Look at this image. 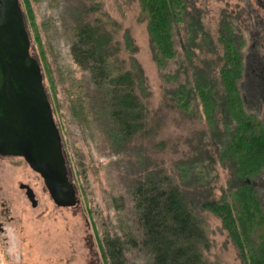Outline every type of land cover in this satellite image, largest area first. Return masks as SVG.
Instances as JSON below:
<instances>
[{"label":"rangeland","instance_id":"374dc122","mask_svg":"<svg viewBox=\"0 0 264 264\" xmlns=\"http://www.w3.org/2000/svg\"><path fill=\"white\" fill-rule=\"evenodd\" d=\"M96 1L99 10L94 16H99L114 32L120 47L119 58L125 59L127 65L132 54L143 69L150 92L146 99L149 118L156 119L151 120L148 127L152 126L154 131L135 136L128 142L130 150H126L115 146L110 139L113 132L106 136L101 130L103 128L91 117L90 120L85 117L83 122L72 114L70 106L75 98V80L80 79L83 72L71 58L69 30L59 18V12L64 6L74 5L75 0H20L30 35V51L39 59L43 71L44 84L80 202L75 206H57L41 176L22 157L0 155L1 264H106L99 240L106 233H122L123 225H133L130 187L142 165H148V170L161 168L179 182L178 164L192 155L203 140L209 139L210 131L205 119L186 116L168 103L163 86H172L174 82L163 81L152 57L139 0ZM188 1V9L198 16L214 46L213 51L205 46L202 49L194 47L196 62L205 59L219 79L218 70L223 63L219 30L223 23L230 24L236 40L241 41L239 52L243 60L238 81L243 107L235 104L232 109L233 112L254 116L264 126V0ZM29 8L32 19L29 18ZM126 35L131 39L130 52L125 44ZM197 35L196 41H199L202 36L200 32ZM185 36V28L175 30L174 39L179 52L180 42ZM175 66L171 61L165 71H172ZM196 108L202 110L203 107L199 105ZM157 116L162 120L157 121ZM254 130L257 138L251 142L256 148L264 135L260 126L256 125ZM214 153L217 156V152ZM259 159L258 156L256 160L259 162ZM259 169L262 172L255 178L254 187L264 208L263 163ZM206 170L213 175L210 185L216 198H225L228 181L232 179L227 165L217 161L212 170ZM21 182L29 184L35 192L36 207L31 206L24 190L19 187ZM246 204L251 211L247 199ZM201 213L211 243L204 252L205 257L216 264H250L243 259L239 245L221 220L211 211ZM248 219L247 229H253L250 234L258 244L264 240V229L256 234L259 217L252 215ZM244 250L250 253L247 248Z\"/></svg>","mask_w":264,"mask_h":264},{"label":"trees","instance_id":"16d2710c","mask_svg":"<svg viewBox=\"0 0 264 264\" xmlns=\"http://www.w3.org/2000/svg\"><path fill=\"white\" fill-rule=\"evenodd\" d=\"M139 3L152 57L163 81L174 82L163 86L168 103L186 116L205 119L210 133L208 140L202 139L201 146L178 164L179 182L161 168L148 170V165H142L130 187L134 223L121 226L120 234L106 233L99 240L103 259L106 264H216L204 254L211 243L201 212L208 210L221 220L245 261L264 264V240L255 244L250 234L253 229H247L252 215L259 217L255 233L264 229V208L254 187L255 178L262 172L259 168L264 165V139L256 148L251 142L257 138L254 127L260 126L264 135V126L254 116L232 109L235 104L243 107L238 86L243 66L241 41L236 40L231 25L223 23L219 30L223 63L218 79L205 59L195 60L194 47L205 46L213 51L214 46L198 16L188 9V0ZM98 10L96 0H75L74 5L64 6L59 12L69 30L71 58L83 72L75 80L70 110L80 121L91 117L106 136L113 132L109 137L115 146L130 150L128 142L135 136L154 131L148 127L151 120H156L149 118L146 99L150 92L143 69L133 55H129L127 65L119 58V42L101 18L94 16ZM28 11L32 19L30 8ZM180 28H185L187 36L182 38L179 52L174 34ZM198 32L202 37L196 41ZM125 37L130 52L131 39ZM171 61L175 69L165 71ZM199 105L202 110L196 108ZM255 156L261 158L259 162ZM217 161L227 165L232 177L228 181L230 199L227 195L216 198L210 185L213 175L206 169L212 170Z\"/></svg>","mask_w":264,"mask_h":264},{"label":"water","instance_id":"95a60500","mask_svg":"<svg viewBox=\"0 0 264 264\" xmlns=\"http://www.w3.org/2000/svg\"><path fill=\"white\" fill-rule=\"evenodd\" d=\"M30 43L20 0H0V155L22 157L57 206H75L80 202L77 187ZM19 187L36 207L31 186L21 182Z\"/></svg>","mask_w":264,"mask_h":264},{"label":"crops","instance_id":"0c3cea01","mask_svg":"<svg viewBox=\"0 0 264 264\" xmlns=\"http://www.w3.org/2000/svg\"><path fill=\"white\" fill-rule=\"evenodd\" d=\"M1 264V263H0Z\"/></svg>","mask_w":264,"mask_h":264}]
</instances>
